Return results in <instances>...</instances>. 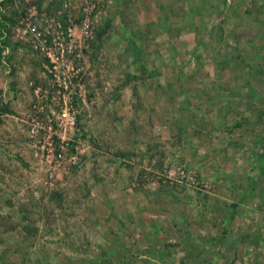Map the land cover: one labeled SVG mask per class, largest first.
<instances>
[{"label": "rangeland", "instance_id": "374dc122", "mask_svg": "<svg viewBox=\"0 0 264 264\" xmlns=\"http://www.w3.org/2000/svg\"><path fill=\"white\" fill-rule=\"evenodd\" d=\"M0 28V264H264V0H0Z\"/></svg>", "mask_w": 264, "mask_h": 264}, {"label": "trees", "instance_id": "16d2710c", "mask_svg": "<svg viewBox=\"0 0 264 264\" xmlns=\"http://www.w3.org/2000/svg\"><path fill=\"white\" fill-rule=\"evenodd\" d=\"M1 39H3V34L0 28V54L3 52L4 47L6 46V40L3 39V41H1ZM7 114H9V105L5 104L2 100H0V121L2 116Z\"/></svg>", "mask_w": 264, "mask_h": 264}, {"label": "built area", "instance_id": "2783aa9c", "mask_svg": "<svg viewBox=\"0 0 264 264\" xmlns=\"http://www.w3.org/2000/svg\"><path fill=\"white\" fill-rule=\"evenodd\" d=\"M65 116H67V114H65ZM70 124H71V126L75 125V119L74 118H70Z\"/></svg>", "mask_w": 264, "mask_h": 264}]
</instances>
